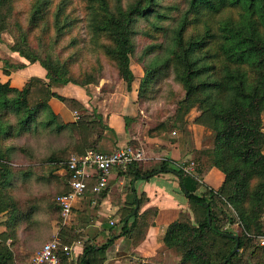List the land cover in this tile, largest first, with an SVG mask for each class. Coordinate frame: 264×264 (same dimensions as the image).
<instances>
[{"label": "trees", "instance_id": "1", "mask_svg": "<svg viewBox=\"0 0 264 264\" xmlns=\"http://www.w3.org/2000/svg\"><path fill=\"white\" fill-rule=\"evenodd\" d=\"M32 2L30 28L14 34L9 19L15 0H0V35L11 33L14 38L11 50L28 62H39L47 70L49 79L32 77L22 89L0 80V215L9 213L2 224L6 230L0 235V250L5 255L1 253L0 260L3 256H13L11 248L16 247L17 235L11 231L22 221L19 214L10 215L15 206L8 192L13 176L12 148L4 146V142L14 136L17 129L23 132L32 126L37 129L56 127L59 131L70 128L74 131L75 142L66 148L75 150L71 155L95 149L105 129L101 114L95 110L89 112L76 99L58 94L52 90V85L73 83L85 87L98 85L106 77H118L131 91L136 79L132 67L136 49L134 37L141 18L158 19L153 24L156 29L163 27L159 19L171 22L168 29H162V33L158 31L167 44L158 45L161 51L151 68L144 65L138 87L139 105L154 79L162 73L172 71L175 81L182 86L171 124L158 122L150 126L148 134L155 137L169 128L185 130L190 121L188 114L197 109L199 114L194 122L211 131V141L203 143L202 149L193 150L195 167L190 173L185 171V162L165 156L156 170L144 171L141 163H133L125 174L132 177V183L143 175L151 177L162 172H172L180 179L193 215L183 213L165 228L163 235L166 247L179 254V264H246L241 251L255 242L257 246L252 253L259 248L264 259V250L258 242L259 236L264 234L261 219L264 212V0H182L181 7L177 4L163 6L162 0H130L127 3L124 0H83L90 41L97 56L96 76L83 68L81 74L88 76L84 81L72 78L75 72L70 61L52 54L43 56L29 42V32L48 18L53 9H56L55 27L60 34L57 41L69 35L71 30L67 32V29L76 22L65 15L71 0H62L60 4L55 0ZM172 11L177 14L172 16ZM62 19L66 22L62 23ZM143 35L159 38L152 36L148 29ZM75 45H79L78 40L66 44V48ZM81 50L78 48L77 53ZM23 66L25 63L11 64L15 69ZM52 97L76 109L79 117L71 122L59 121L49 105ZM126 120L130 122L129 117ZM134 120L138 123L139 119ZM131 146L139 147L137 141H132ZM68 159L52 157L51 161L66 168ZM214 167L225 174L222 186L208 188L203 195L196 194L203 174ZM68 178L65 174L67 189L61 193L70 190ZM144 197L137 196L134 206L121 219L120 236L129 238L134 246L144 240L157 215L156 208H149L142 214L139 209L133 213ZM54 203L60 210L56 198ZM234 224L240 227L238 233L228 228ZM228 234L239 236L236 253L233 249L237 240ZM116 238L117 235H113L99 249L86 245L76 264H103L104 253ZM9 239L12 240L10 246L7 245ZM65 258L63 253L61 263Z\"/></svg>", "mask_w": 264, "mask_h": 264}, {"label": "crops", "instance_id": "2", "mask_svg": "<svg viewBox=\"0 0 264 264\" xmlns=\"http://www.w3.org/2000/svg\"><path fill=\"white\" fill-rule=\"evenodd\" d=\"M12 43L13 39L6 33L0 35V80L9 82L12 87L19 89H22L32 77L49 81L45 75H41L42 70L38 66L40 63L28 62L18 53L13 52L10 48ZM13 63H25V66L15 69L11 67ZM4 70H8L9 73ZM134 72L136 79L131 91H128L126 83L120 81L114 86L110 79H104L98 85L91 84L85 87L73 83L52 85V90L67 98L76 99L89 112L95 110L101 114L105 129L95 145L96 150L110 152L131 146L132 141H137L138 146L143 148L147 156L140 165L148 172L158 169L165 156H171L179 162L195 160L193 150L203 148V138L207 129L204 126L189 121L185 130L173 129L172 132L176 135L174 137L168 131L151 137L146 131L142 132L146 123L144 125L141 123L140 126L134 122V119L142 120L138 87L143 74L135 70ZM49 105L59 121L71 122L77 118V115L79 116L76 109L56 97L51 98ZM127 117L130 118V122H127ZM224 180L225 174L220 169L211 168L203 174L202 185L196 194L203 195L208 188L219 189ZM94 184H96L95 177L90 180V190L87 194L74 202L70 220L67 223L63 222L65 230L59 227L55 231L57 237L72 248L71 255L64 254L66 258L61 264H76L86 245H94L99 249L113 235H117V238L106 249L103 264H135L137 260L149 262L159 252L167 251L163 240L165 228L179 219L183 213L193 215L181 181L172 172L138 178L132 183L131 176L115 168L111 172L108 186L102 193L94 194L91 191ZM143 195L145 197L142 203H137L139 213L142 214L149 208H156L157 215L154 224L148 228L144 240L134 246L129 238L120 236L121 219L134 206L135 198ZM229 228L233 232L240 229L238 224L230 225ZM5 230L6 227L0 225V233ZM11 241L9 239L7 245L10 246ZM11 249L13 256L5 258L3 256L0 264L30 263L33 256L32 249L28 250L26 244ZM1 253L5 255L2 250Z\"/></svg>", "mask_w": 264, "mask_h": 264}, {"label": "rangeland", "instance_id": "3", "mask_svg": "<svg viewBox=\"0 0 264 264\" xmlns=\"http://www.w3.org/2000/svg\"><path fill=\"white\" fill-rule=\"evenodd\" d=\"M129 1L124 0V3ZM55 2L56 4L58 2L60 4L62 0H55ZM32 4V0H15L10 12L11 18L9 19L10 29L13 30L14 34H18L22 29L28 30L30 28L31 17L33 15ZM170 4L180 6L182 5V0H162L163 6ZM55 13L56 9L51 10L48 18L39 22L37 27H33L29 32L30 44L43 56L52 54L64 61H70L71 69L75 72V75L72 77L74 80L84 81L88 78L86 73L81 74L83 68H86V71L96 76L97 70L94 65L97 63V56L93 51V43L90 41L86 14L83 10V0H71L67 6L65 15L75 19L76 22L72 25L73 27L71 26L67 29V32L71 30V33L60 41H57L60 34L57 31L58 27H55ZM176 14V11L171 12L172 16ZM157 20L156 18H141L137 24L136 29L138 33L134 37L136 49L132 56V67L135 71L142 72L143 74L144 65L151 68L157 53H160L161 50L158 48V45L162 43L167 44L163 40L161 30L168 29L171 20L159 19L163 27L156 29L153 24ZM64 22L66 20L62 19V23ZM52 24L53 27L51 28ZM147 29L151 30L152 36L159 38L154 39L153 37L148 38L144 36L143 33ZM6 34L14 41L11 33L6 32ZM73 40H78L79 45L66 48V44H69ZM78 46L82 50L77 53V49L80 48ZM38 66L42 70L41 75L47 77L46 69L40 64ZM106 78L110 79L109 77ZM111 79L114 82H112L114 86L119 84L120 81L124 84L126 83L118 77ZM181 92L182 86L175 81L172 71L157 76L152 83L149 93L141 100L142 120H138V125L141 126V123L143 125L146 123V126L144 129L140 128V130L142 129V132L146 131L148 133L150 126L162 121L169 122L168 124L170 125L171 120L176 115L177 101ZM197 112V109H193L188 114L187 117H189L190 122H193L199 114ZM15 121L13 119V122ZM145 128L147 129L145 130ZM172 131L173 128L168 129L172 137L176 136ZM210 133L211 131L206 129L203 138L205 144L211 141ZM177 135H179V132ZM73 142H75L74 131L70 128L59 131L56 127L37 129L33 126L23 132L17 129L14 136L9 137L4 142V146L12 148L11 166L13 167V176L12 186L8 192L15 206H12L13 212L10 211V215L19 214L22 216V221L21 219V222L19 221L21 224L14 231H11V234L17 235L14 242L15 246L26 244L28 250L32 249L31 255L48 240L59 238L57 237L58 234L55 233L59 227H63V230H65L61 212L54 203V199L58 194L67 189L65 172L63 171L64 166L59 162L51 161V158L55 157L63 161L67 160L75 150H68L66 145H70ZM8 214L0 215V225L3 224L5 218H9ZM239 231L240 229L235 233ZM250 244L247 245V249L241 251V256L244 259L243 262L246 264H264V259L260 254L262 251L259 248L255 254L252 253L257 243ZM166 250L159 252L149 262L151 264H179L180 256L177 251L168 248ZM253 255L256 256L254 259L252 258ZM136 262L142 261L137 260Z\"/></svg>", "mask_w": 264, "mask_h": 264}, {"label": "built area", "instance_id": "4", "mask_svg": "<svg viewBox=\"0 0 264 264\" xmlns=\"http://www.w3.org/2000/svg\"><path fill=\"white\" fill-rule=\"evenodd\" d=\"M79 116L77 115V118ZM146 154L141 147H122L110 152L90 149L84 154H72L68 166L63 169L69 176L70 190L56 197L64 223H67L73 213L74 202L83 198L90 190V180L96 178L92 188L94 194H100L108 186L111 172L115 168L126 171L133 163H142ZM185 171L190 173L195 167V161H186ZM264 223V212L262 214ZM264 250V234L258 239ZM71 255V246L64 244L59 238H53L38 248L29 264H61L62 254Z\"/></svg>", "mask_w": 264, "mask_h": 264}, {"label": "water", "instance_id": "5", "mask_svg": "<svg viewBox=\"0 0 264 264\" xmlns=\"http://www.w3.org/2000/svg\"><path fill=\"white\" fill-rule=\"evenodd\" d=\"M142 177H143V178H147L148 176H147V175H143ZM186 194H187V191H186ZM207 205H208V204H207ZM138 208H139V204L136 205V207H135L133 213H136L137 210H138ZM209 220L211 221V218H210ZM228 235L234 237V238L237 240V244H236L235 248L233 249V253H236L237 250L239 249V242H240L239 236H238L237 234H228Z\"/></svg>", "mask_w": 264, "mask_h": 264}]
</instances>
